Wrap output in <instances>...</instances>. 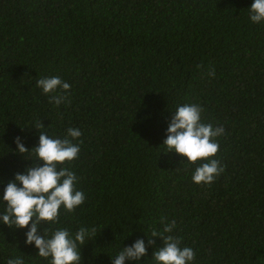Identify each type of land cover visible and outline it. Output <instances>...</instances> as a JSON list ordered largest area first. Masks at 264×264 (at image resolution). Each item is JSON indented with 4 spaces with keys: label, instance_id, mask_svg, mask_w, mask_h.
Returning <instances> with one entry per match:
<instances>
[{
    "label": "trees",
    "instance_id": "obj_1",
    "mask_svg": "<svg viewBox=\"0 0 264 264\" xmlns=\"http://www.w3.org/2000/svg\"><path fill=\"white\" fill-rule=\"evenodd\" d=\"M251 2L0 0V180L33 163L13 138L31 148L38 130L21 127L39 119L40 131L61 138L80 129L66 166L85 201L61 208L48 231L96 226L81 264H110L161 217L176 221L192 264H264V23L249 21ZM53 75L70 85L58 106L35 86ZM185 103L224 128L215 156L224 171L208 185L192 182L186 158L162 151L166 121ZM24 231L0 224V262L48 264ZM150 239L149 258L161 246Z\"/></svg>",
    "mask_w": 264,
    "mask_h": 264
},
{
    "label": "clouds",
    "instance_id": "obj_2",
    "mask_svg": "<svg viewBox=\"0 0 264 264\" xmlns=\"http://www.w3.org/2000/svg\"><path fill=\"white\" fill-rule=\"evenodd\" d=\"M247 9L251 23H264V0H252ZM35 86L57 106L67 100L70 88L67 81L56 75L35 80ZM202 110V106L195 103L175 107L166 121L162 151L186 158L182 164L195 165L191 173L192 182L208 185L224 171L223 164L215 158L219 147L216 138L223 135L224 128L204 123L201 120ZM42 127L39 119L33 122L32 127H21V130H38L37 143L31 148L25 147L20 136L13 138L15 152L33 163L14 173L6 183L0 180V224L10 229H25L24 244L32 245L36 249L35 255L48 261V264H81L80 247L94 237L96 226H80L74 232L66 227L48 231L50 225L57 223L61 208L71 212L85 201V194L76 187L77 175L66 166L78 156L81 131L68 127L61 138L40 131ZM166 220L161 217L159 230L154 229L143 238H136L130 245L120 247L115 255L109 256L110 264H125V261L144 264L146 259L151 264H192L195 256L193 249L182 246L181 237L172 234L176 221ZM42 221L48 226L42 227ZM150 237H159L161 246L155 248L149 258L145 240L151 246L153 240ZM142 257L145 259L142 260ZM0 264H25V260L23 255H15Z\"/></svg>",
    "mask_w": 264,
    "mask_h": 264
}]
</instances>
